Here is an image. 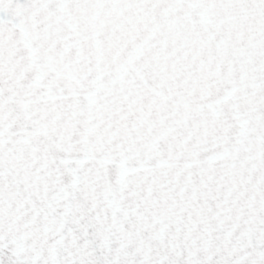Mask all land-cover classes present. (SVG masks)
I'll list each match as a JSON object with an SVG mask.
<instances>
[{
  "label": "snow or ice",
  "instance_id": "snow-or-ice-1",
  "mask_svg": "<svg viewBox=\"0 0 264 264\" xmlns=\"http://www.w3.org/2000/svg\"><path fill=\"white\" fill-rule=\"evenodd\" d=\"M0 264H264V0H0Z\"/></svg>",
  "mask_w": 264,
  "mask_h": 264
}]
</instances>
